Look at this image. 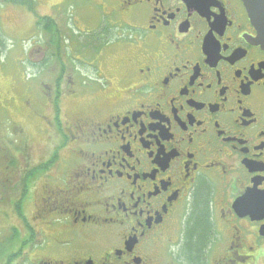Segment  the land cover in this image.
Returning a JSON list of instances; mask_svg holds the SVG:
<instances>
[{
  "label": "flooded vegetation",
  "instance_id": "1",
  "mask_svg": "<svg viewBox=\"0 0 264 264\" xmlns=\"http://www.w3.org/2000/svg\"><path fill=\"white\" fill-rule=\"evenodd\" d=\"M81 1L68 57L65 0H0V264H264V49L242 1ZM66 91L91 109L65 120Z\"/></svg>",
  "mask_w": 264,
  "mask_h": 264
},
{
  "label": "rangeland",
  "instance_id": "2",
  "mask_svg": "<svg viewBox=\"0 0 264 264\" xmlns=\"http://www.w3.org/2000/svg\"><path fill=\"white\" fill-rule=\"evenodd\" d=\"M81 0H65L64 2V11L66 12L67 16V27L69 26V31L66 35V38L64 40V47L67 52V56L69 57L71 54V48L73 49V45L75 44L76 36L74 35V28H72V24L70 23V20L68 19H74L75 16H79L82 20L86 22H90L91 20H94L95 15V9L87 6L85 10L79 9L81 4ZM101 13V12H100ZM30 105L32 106L33 110L36 112H41V105L38 103L37 97L33 96L30 100ZM91 98L88 96L87 93H77L74 94L72 92L66 91L65 96L61 101L60 107L62 110V115L65 117V120H70L71 117L80 111H88L92 107ZM44 109V108H43ZM33 115H36L35 113ZM31 122V121H30ZM31 126H34L33 123L30 124ZM31 138L30 143L33 145V155L34 159L37 161L38 158H45L49 159L51 156V153L53 149L55 148V138H48L49 141L44 139V135L41 134V136H38L35 134V131H30L28 134ZM64 153H60V158L62 157Z\"/></svg>",
  "mask_w": 264,
  "mask_h": 264
},
{
  "label": "water",
  "instance_id": "3",
  "mask_svg": "<svg viewBox=\"0 0 264 264\" xmlns=\"http://www.w3.org/2000/svg\"><path fill=\"white\" fill-rule=\"evenodd\" d=\"M252 26L257 32V43L264 49V0H241Z\"/></svg>",
  "mask_w": 264,
  "mask_h": 264
}]
</instances>
